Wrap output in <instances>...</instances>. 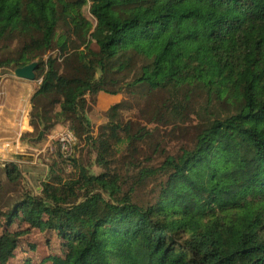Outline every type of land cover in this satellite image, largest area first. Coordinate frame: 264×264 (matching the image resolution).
I'll return each instance as SVG.
<instances>
[{
	"label": "trees",
	"instance_id": "16d2710c",
	"mask_svg": "<svg viewBox=\"0 0 264 264\" xmlns=\"http://www.w3.org/2000/svg\"><path fill=\"white\" fill-rule=\"evenodd\" d=\"M3 37L21 44L0 66L38 61L42 79L21 139L68 125L102 167L71 158L74 176L36 190L17 163L5 166L3 264H32L19 241L33 229L58 239L52 264H264V0H0ZM127 89L156 100L164 119L187 118L204 98L193 146L143 165L144 134L120 104L94 135L89 100ZM124 146L126 174L113 167Z\"/></svg>",
	"mask_w": 264,
	"mask_h": 264
},
{
	"label": "rangeland",
	"instance_id": "374dc122",
	"mask_svg": "<svg viewBox=\"0 0 264 264\" xmlns=\"http://www.w3.org/2000/svg\"><path fill=\"white\" fill-rule=\"evenodd\" d=\"M89 7V4L86 5L83 8V13L95 25L96 20L90 13ZM20 44L21 42L16 38L11 39L9 37H3L0 40V61L16 57L19 53ZM92 46L97 49L95 43H93ZM48 55L49 54L45 55L43 59L46 60ZM14 71L15 68L13 66H0V82L6 80L7 87L5 90L12 93H14V90L20 89V86H16L15 84L18 78H16ZM32 81L36 84V91L42 79L40 78ZM28 92V88L24 90L20 89L21 102H23L24 93L27 95ZM1 94L2 90L0 91V96H2ZM155 101L156 100L143 97L141 94H133L130 89L124 90L118 94H110L103 91L99 92L92 100H89L88 113L95 126L93 134L98 135L99 126L108 122L110 119L111 107L115 104H120L121 107L119 109L124 124H130L132 133L141 129V132L144 134L141 140L136 141L137 152L139 151L138 159L140 162H143V165H153L161 162L163 159V157H161L163 154L161 148H164L168 153L174 154L179 152L180 148L183 146L192 147L195 141L194 135L204 123L205 117L203 108L199 106H201V104L205 105V99L202 98V100L196 104L197 108L194 112L183 120H179L175 115H169L167 119L158 117L155 110ZM8 111L9 110L6 112L8 113ZM9 117L13 123H16L14 113L10 112ZM66 129H69L68 125H58L55 129H51L41 140L37 139V134H32L24 137V139H20L22 143L20 145L16 141L14 143L15 150H10L9 154L2 156V159L0 158V178L6 181L3 169L9 163L14 162L17 163L22 170L24 184L38 190L44 182L51 181V178L55 175H59L63 180L74 176L77 170L71 158H75L77 163L83 164L95 172H100L102 167L96 162V151L92 150L89 146L84 147V142L80 143L78 138L76 139V144L74 145L71 155L63 151L58 137L59 133ZM120 133L124 135L123 132L120 131ZM157 144L160 146L155 150ZM125 147L127 146L122 148L113 161V167L121 169L123 174H126L132 167V160L130 161L129 157L126 158L130 152L123 151ZM59 151L62 156L59 155ZM147 157H151L152 160L149 161ZM30 168L34 169L33 173L37 174L34 179H31L28 172ZM9 190V186L2 187V190H0V206H3L7 200H9L11 195H14V193ZM148 191L149 188L140 191L139 197L141 199H147L149 197ZM5 217L6 210L0 208V233L2 231L1 223L5 220ZM19 247L29 248V256L32 264H52L48 258L50 254L54 253L60 247V245L56 237H52L47 241L44 233L38 229H33L20 239ZM0 264H3L1 260ZM8 264H27V261L22 257L21 260L11 259Z\"/></svg>",
	"mask_w": 264,
	"mask_h": 264
},
{
	"label": "crops",
	"instance_id": "0c3cea01",
	"mask_svg": "<svg viewBox=\"0 0 264 264\" xmlns=\"http://www.w3.org/2000/svg\"><path fill=\"white\" fill-rule=\"evenodd\" d=\"M18 78V77H16ZM16 86H20V89L24 90L28 88V94L25 95L23 102L20 99V89L14 90V93L8 92L5 90L6 80L0 82V91L2 90V96H0V158L9 154L10 150H15L14 143L20 145L21 135L24 131H31L32 127L29 124V111L31 108V97L36 89V84L34 81L18 78V81H15ZM7 110L8 113L6 112ZM13 110V111H11ZM11 113L15 114V121L13 123L9 117ZM22 113V115H21ZM16 137V138H15ZM18 145V147H19ZM16 152V151H14ZM16 154H18L16 152ZM31 179H34L37 175L34 172V169L30 168L28 170Z\"/></svg>",
	"mask_w": 264,
	"mask_h": 264
},
{
	"label": "built area",
	"instance_id": "2783aa9c",
	"mask_svg": "<svg viewBox=\"0 0 264 264\" xmlns=\"http://www.w3.org/2000/svg\"><path fill=\"white\" fill-rule=\"evenodd\" d=\"M77 136L72 129H66L59 133V143L64 152L71 155L73 153L74 145L76 144Z\"/></svg>",
	"mask_w": 264,
	"mask_h": 264
},
{
	"label": "water",
	"instance_id": "95a60500",
	"mask_svg": "<svg viewBox=\"0 0 264 264\" xmlns=\"http://www.w3.org/2000/svg\"><path fill=\"white\" fill-rule=\"evenodd\" d=\"M38 67V61H33L25 66L18 67L15 69L14 74L18 78L26 80H35L36 73L35 70Z\"/></svg>",
	"mask_w": 264,
	"mask_h": 264
}]
</instances>
